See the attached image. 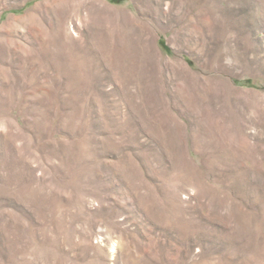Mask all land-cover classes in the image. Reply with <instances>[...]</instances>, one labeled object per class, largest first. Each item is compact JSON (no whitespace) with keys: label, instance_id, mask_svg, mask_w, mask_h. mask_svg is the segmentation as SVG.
Masks as SVG:
<instances>
[{"label":"rangeland","instance_id":"rangeland-1","mask_svg":"<svg viewBox=\"0 0 264 264\" xmlns=\"http://www.w3.org/2000/svg\"><path fill=\"white\" fill-rule=\"evenodd\" d=\"M0 264H264V0H0Z\"/></svg>","mask_w":264,"mask_h":264}]
</instances>
